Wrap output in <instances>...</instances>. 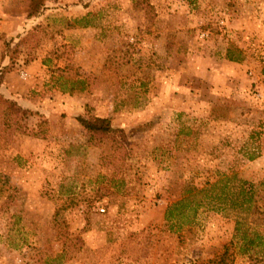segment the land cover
I'll return each mask as SVG.
<instances>
[{
	"label": "rangeland",
	"instance_id": "374dc122",
	"mask_svg": "<svg viewBox=\"0 0 264 264\" xmlns=\"http://www.w3.org/2000/svg\"><path fill=\"white\" fill-rule=\"evenodd\" d=\"M0 1L31 22L0 32L31 112L0 104V264L264 260V0H60L93 8L84 40L40 19L58 0Z\"/></svg>",
	"mask_w": 264,
	"mask_h": 264
},
{
	"label": "crops",
	"instance_id": "0c3cea01",
	"mask_svg": "<svg viewBox=\"0 0 264 264\" xmlns=\"http://www.w3.org/2000/svg\"><path fill=\"white\" fill-rule=\"evenodd\" d=\"M103 1H108V0H103ZM49 2H47V8L49 6ZM59 5H61L60 0L55 1L54 5H52L54 6V8L46 9L40 15L41 17L40 19H46L45 16L47 15L46 13L48 12L61 11L62 14H64L63 19H66V23H65L66 25H65V28H62V32H60V36L62 35L64 37L74 36V37H78L84 40L85 35L89 33H94L95 30L93 29V26H92L94 19H95L93 8H89L90 6H87L84 8L78 2H75V4L71 2V4L69 5H63V8H60ZM0 19H1L0 20V32H4V31L8 32L7 28L9 29L8 33H11L12 29H14L15 33H18L17 31L24 32L31 25L30 24L31 22L28 21L25 17H20L17 15L12 16L9 14V12L8 13H6L5 11L3 12V6H0ZM82 19L84 20L79 22V20H82ZM83 22L84 24H81ZM7 64H8V61L5 62V65ZM21 74H22V77L25 78L26 74L24 72H22ZM4 78L6 79H4V82L0 85L1 86L0 93L3 94V96L7 99L16 100L15 99L16 95L11 93V91H14L15 88L12 90L8 84L10 81L9 75H6V77ZM8 86L9 88H7ZM4 91L9 92L7 93L8 94L7 96L4 95Z\"/></svg>",
	"mask_w": 264,
	"mask_h": 264
},
{
	"label": "trees",
	"instance_id": "16d2710c",
	"mask_svg": "<svg viewBox=\"0 0 264 264\" xmlns=\"http://www.w3.org/2000/svg\"><path fill=\"white\" fill-rule=\"evenodd\" d=\"M28 8H29V13H28V17H35L36 15H38L40 13V11H42L46 5V2H48L49 0H28ZM79 20L80 21H83ZM81 24H84L81 23ZM233 59H230V61H232ZM13 63V59L9 58V64ZM263 74H264V68H263ZM9 72V68H4V70L2 72H0V84H1V80L4 77V75ZM0 104L4 105L6 107V114H5V119L8 118H13L17 117L19 118V121L25 120L27 118L28 115H31V112L27 109L21 108L20 106H18L15 102H13L12 100H9L7 98H5L1 93H0ZM4 107V108H5ZM3 108V110H4ZM75 121L82 127V129L86 132H88L90 135L93 136H102L105 139H107L110 142H114L115 137H119L121 140L124 141V131L122 128H114L110 121L108 119H104V118H94V119H88L85 118L82 115L76 116L74 117ZM245 184V183H243ZM181 204V202H180ZM179 205V204H177ZM177 205H171L165 213V218L168 220L170 217H172V210L171 209H175L177 208ZM237 231V229H236ZM249 243V241H248ZM250 261L254 262V264L256 263H262L264 264V260H262L261 258H256L254 256H249ZM220 264V263H218Z\"/></svg>",
	"mask_w": 264,
	"mask_h": 264
},
{
	"label": "built area",
	"instance_id": "2783aa9c",
	"mask_svg": "<svg viewBox=\"0 0 264 264\" xmlns=\"http://www.w3.org/2000/svg\"><path fill=\"white\" fill-rule=\"evenodd\" d=\"M101 211H103V209Z\"/></svg>",
	"mask_w": 264,
	"mask_h": 264
}]
</instances>
